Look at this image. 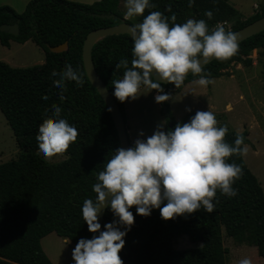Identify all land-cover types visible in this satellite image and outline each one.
I'll return each mask as SVG.
<instances>
[{
  "label": "trees",
  "instance_id": "1",
  "mask_svg": "<svg viewBox=\"0 0 264 264\" xmlns=\"http://www.w3.org/2000/svg\"><path fill=\"white\" fill-rule=\"evenodd\" d=\"M121 1L82 4L67 0H31L23 13L0 6V27L18 24L20 28L18 36L0 31V47L32 40L45 54L43 64L28 68H14L0 62V111L20 151L17 159L0 164V264H53L41 245V240L52 233L74 246L80 238H91L80 209L85 198H95L91 186L96 183V174L112 151L120 147V142L104 101L86 75L82 49L91 31L121 23L124 19L119 11ZM150 3L153 7L145 9L138 17L139 22L143 15L159 11L166 18L175 14L176 19L170 24L203 19L211 29L217 22H228L231 29L224 27L225 31L235 32L264 17V1L259 13L247 20H242L229 0H193L191 7L188 0H150ZM205 11L212 12L211 19L204 16ZM66 42L67 51H50L51 47ZM131 47V37L125 34L107 36L93 47L96 70L111 93V80L120 79L123 71L115 70V64L120 59L131 60ZM254 50L260 52L262 59L264 86L262 32L239 44L231 57L213 61L197 76L185 77L179 88L160 83L162 91L167 94L180 91L200 75H206L211 81L221 78L233 64L250 67ZM66 64L80 73L82 83L65 81L61 101L52 86L51 73L59 74ZM116 101L128 130L125 104ZM53 106H59L60 117L77 130L75 140L64 151L68 158L58 164H51L38 154L35 139L38 127L46 115L51 116ZM194 114L190 112L175 121L168 109L165 131L178 122H187ZM237 134L243 137L242 147L250 144L247 132L240 134L229 129L225 142L231 145ZM226 162L241 168V175L232 184L236 195L229 197L217 190L210 213L201 207L192 214L164 220L159 209L141 216L133 206L130 211L134 223L126 231L124 246L118 253L123 264H228L229 250L224 246V233L238 245L256 248L259 257L264 258V190L243 156L230 155ZM113 219L107 208L103 225ZM182 236L199 247L175 249L176 241Z\"/></svg>",
  "mask_w": 264,
  "mask_h": 264
},
{
  "label": "clouds",
  "instance_id": "2",
  "mask_svg": "<svg viewBox=\"0 0 264 264\" xmlns=\"http://www.w3.org/2000/svg\"><path fill=\"white\" fill-rule=\"evenodd\" d=\"M192 2L188 0L189 7ZM124 7L123 16L128 19L141 16L153 5L150 0H124ZM204 16L211 19L212 12L205 11ZM175 19V14L166 18L159 11H151L132 25L131 60L120 59L115 70L122 69V77L111 80L112 95L119 102L137 99L141 88L160 93L154 96L158 104L168 101L170 97L163 93L160 81L179 88L189 72L197 76L211 59L224 60L236 53L237 35L225 31L220 22L209 29L203 19L170 24ZM51 76L61 101L65 81L82 83L80 73L68 64ZM211 82L206 75L193 81L202 87ZM50 111L51 116L43 118L35 137L37 151L45 158L64 152L77 136L75 126L60 117L59 106ZM164 129L163 122L157 124L150 136L136 139L131 147L116 148L103 163L91 186L95 198H85L80 209L88 231L98 235L77 240L71 250L73 264H123L118 253L124 246L126 231L134 223L130 211L133 206L141 216L159 209L160 217L168 220L201 207L212 212L217 190L229 197L236 195L232 184L241 175V168L226 162V158L246 153L247 147L241 146L243 137L237 134L231 145L225 142L227 128L217 126L209 110H197L187 122ZM104 207L114 219L101 229L98 214ZM237 264L251 261L244 257Z\"/></svg>",
  "mask_w": 264,
  "mask_h": 264
},
{
  "label": "rangeland",
  "instance_id": "3",
  "mask_svg": "<svg viewBox=\"0 0 264 264\" xmlns=\"http://www.w3.org/2000/svg\"><path fill=\"white\" fill-rule=\"evenodd\" d=\"M263 1L229 0V3L239 11L242 20H247L259 13ZM14 5L18 11L24 9L22 3L16 2ZM119 11L123 15L124 0L120 2ZM138 17L124 19L136 24L139 23ZM251 58L252 66L233 64L224 71L223 77L212 80L207 86L190 83L183 92L169 93L170 99L165 102L175 121H180L190 112L209 110L214 114L217 124L240 134L247 132L250 144L246 145L247 151L243 158L264 190L263 67L259 51L254 50ZM0 62L14 68H28L43 64L45 54L32 40L24 44L12 42L10 47H0ZM138 94L137 99H126L124 102L131 144L138 138L150 136L157 124L163 122L165 127L167 124L163 103L154 101V91L141 88ZM140 133L144 136H140ZM19 153L13 131L0 111V164L17 159ZM39 155L51 164L62 163L68 158L65 152L49 158ZM41 245L53 264H73L71 250L74 245L68 240L52 233L41 240ZM224 246L229 250L228 264H237L238 260L244 257L250 259L251 264H264V258L259 257L256 248L238 245L226 233ZM193 247L199 245L191 244L186 236L180 237L175 243L177 250Z\"/></svg>",
  "mask_w": 264,
  "mask_h": 264
},
{
  "label": "water",
  "instance_id": "4",
  "mask_svg": "<svg viewBox=\"0 0 264 264\" xmlns=\"http://www.w3.org/2000/svg\"><path fill=\"white\" fill-rule=\"evenodd\" d=\"M112 18V16L110 17ZM131 27L132 25L129 24L125 19L121 20L120 24H117L115 26L110 27H103L98 28L93 31H91L83 44L82 49V58L84 63V68L86 71V75L92 84V86L98 91L99 95L101 96L102 100L104 101L110 116L113 120L115 129L118 134V139L120 142V147L128 148L131 145L130 137L128 130L126 128V123L124 120V117L122 115V112L120 110V107L115 99V97L112 95V93L107 88L105 82L100 77L99 73L96 70L92 51L94 45L102 40L103 38L107 36H113V35H129L131 37ZM1 32L8 33L13 36H18L20 33V28L18 24H4L0 27ZM264 32V17H261L260 19L250 23L249 25L235 31L234 33L237 35V43L238 45L242 42L258 35ZM68 50V43H64L60 46L51 47L50 51L52 53H62ZM215 59H211L208 63L202 65V69L211 64ZM191 75L190 72L185 75V77ZM161 84H171L166 81H160ZM163 103V113L165 115L168 114V106ZM107 207H104L100 210V213L98 214V222L101 224V229H103V222H104V216L106 213ZM93 235H98V233H92L91 237Z\"/></svg>",
  "mask_w": 264,
  "mask_h": 264
},
{
  "label": "crops",
  "instance_id": "5",
  "mask_svg": "<svg viewBox=\"0 0 264 264\" xmlns=\"http://www.w3.org/2000/svg\"><path fill=\"white\" fill-rule=\"evenodd\" d=\"M31 0H0V5H3V6H9L11 7L12 9H14L17 13H23V11H25L26 9V6L28 5V3L30 2ZM67 1H71V2H76V3H82V4H93L95 2H98L100 0H67ZM16 2H19V3H22L23 5V10L22 11H18L17 7L14 5V3ZM12 43V42H11ZM11 43H10V46H11ZM241 65V64H239ZM219 79V78H218ZM193 83V82H191ZM190 83L184 85L182 87V89L180 91H173V92H183L186 90V88L189 86ZM157 95V93L154 92V96ZM249 139V138H248ZM246 146V145H245ZM253 173V172H252ZM254 174V173H253ZM258 179V178H257ZM261 184V183H260ZM263 188V187H262Z\"/></svg>",
  "mask_w": 264,
  "mask_h": 264
},
{
  "label": "built area",
  "instance_id": "6",
  "mask_svg": "<svg viewBox=\"0 0 264 264\" xmlns=\"http://www.w3.org/2000/svg\"><path fill=\"white\" fill-rule=\"evenodd\" d=\"M223 25V27H225L226 29L230 30L231 29V24L228 23V22H224V23H221Z\"/></svg>",
  "mask_w": 264,
  "mask_h": 264
}]
</instances>
